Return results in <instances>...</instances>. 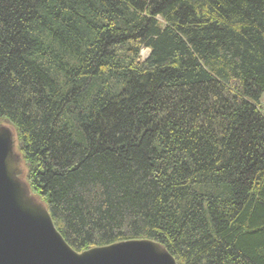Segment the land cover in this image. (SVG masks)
I'll return each mask as SVG.
<instances>
[{"label": "trees", "instance_id": "obj_1", "mask_svg": "<svg viewBox=\"0 0 264 264\" xmlns=\"http://www.w3.org/2000/svg\"><path fill=\"white\" fill-rule=\"evenodd\" d=\"M263 95L264 0H0V124L77 252L264 264Z\"/></svg>", "mask_w": 264, "mask_h": 264}, {"label": "water", "instance_id": "obj_2", "mask_svg": "<svg viewBox=\"0 0 264 264\" xmlns=\"http://www.w3.org/2000/svg\"><path fill=\"white\" fill-rule=\"evenodd\" d=\"M15 129L0 124V264H178L149 239L75 251L25 181Z\"/></svg>", "mask_w": 264, "mask_h": 264}, {"label": "rangeland", "instance_id": "obj_3", "mask_svg": "<svg viewBox=\"0 0 264 264\" xmlns=\"http://www.w3.org/2000/svg\"><path fill=\"white\" fill-rule=\"evenodd\" d=\"M148 54H149V51H148V50H144L143 53H142V57H143V59H146L147 56H148ZM261 109H262V112H263V114H264V95H263V97H262V99H261ZM18 152L20 153L19 148H18ZM25 181L27 182L26 178H25ZM27 183H28V182H27ZM32 194H33V193H32ZM33 196L36 197L37 199H39L36 195L33 194ZM39 200H40V199H39Z\"/></svg>", "mask_w": 264, "mask_h": 264}]
</instances>
